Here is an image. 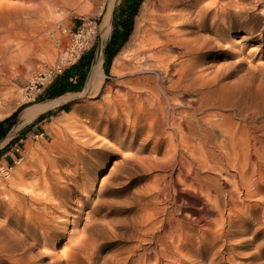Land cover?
<instances>
[{"label": "rangeland", "instance_id": "374dc122", "mask_svg": "<svg viewBox=\"0 0 264 264\" xmlns=\"http://www.w3.org/2000/svg\"><path fill=\"white\" fill-rule=\"evenodd\" d=\"M149 1L158 2L156 8L148 10L149 14L152 10L159 12V3H164L143 0L129 39L106 65L105 50L113 34L110 17L114 5L121 6L122 0H110L107 15V0H0V49L3 50H0V121L27 105L0 141V167L10 168L8 179L0 184V233L14 232L17 236L5 253L3 264H125L127 258L140 261L139 264L146 261L149 264H264V200L256 209L251 208L259 197H264L263 180L252 183L253 196L235 194L230 215L226 212L224 216L226 228L221 230V225L220 228L214 225L218 230L213 229L214 237L209 234L210 222L219 216L208 212L185 228L180 242L171 241L168 227L157 228L155 237L150 239L148 229L142 224L147 204L163 206L156 187L161 172L154 164L166 158L167 148H171L166 141L158 143L149 134L145 120L137 125L124 112L128 94L135 99L138 93L143 99L163 95L157 71L144 65V57L134 55L135 46L150 30L151 23L144 13ZM169 8L171 13L190 16L194 24L202 9L208 11L209 24L215 17L225 22L229 12L237 14L238 20H248L246 28H237L229 32L232 36L219 41L218 46L222 43L219 48L217 45L213 49H209L210 45L203 48L197 58L196 73H200V83L208 85H204L207 91L220 89L215 92L217 95L230 96L227 91L244 79L249 80L244 81L245 85L252 84L253 94L264 90L261 83L264 82V0H172ZM82 18H95L101 27L84 59L90 70L81 89L55 99L45 100L44 93L32 100L26 97L30 70L56 58L51 35L56 23L62 21L74 29ZM241 49L245 50V58L238 54ZM174 51L171 54L178 56ZM98 63H102L104 73L100 89L98 84L89 83ZM247 73H252L251 77ZM146 76H156L155 82L144 80ZM166 78L165 85L169 84ZM143 85H151L153 89L147 91ZM226 87L227 94L223 93ZM258 95L260 99L261 94ZM51 101L56 103L50 109L26 120L22 118L26 110ZM59 107L66 108L37 120ZM41 133L43 136L36 137ZM171 196L175 197L173 192ZM87 201L89 206H85ZM175 209L177 213L178 207ZM86 211H91L88 221ZM30 212L47 216L49 221L45 225L50 237L39 224L37 228L26 224ZM79 219L75 227L73 221ZM229 220L231 229L227 225ZM84 239L88 241V250L84 248Z\"/></svg>", "mask_w": 264, "mask_h": 264}, {"label": "bare ground", "instance_id": "6f19581e", "mask_svg": "<svg viewBox=\"0 0 264 264\" xmlns=\"http://www.w3.org/2000/svg\"><path fill=\"white\" fill-rule=\"evenodd\" d=\"M163 1L164 3L162 1L159 3L161 5L160 11L153 12L152 10L150 14L148 10L156 8L158 2L149 1L146 4L144 13H147L151 26L149 25L150 30L142 37L138 46H135L136 50L134 52L135 57L145 58L142 62L148 69L157 71V78L160 79L158 85L163 95L158 94L160 97L152 96L143 99L140 96L141 93H138L139 95H136L135 99L133 98L134 95L132 97L128 94V99L124 100L126 104L124 112L127 113L130 119L133 117L136 124L145 120L149 124V134L155 136L158 143L162 144L166 141L170 144L168 146H171L170 149L167 148L169 151H167L166 158L156 160L154 164L159 173L164 172V174L160 173L158 175V179L156 178L158 199L161 198V201H157H160L163 206L160 207L158 204L149 206L147 204L143 210L145 214L143 215L142 224L148 229L150 239L153 238L154 231H158L157 228L168 227L167 234H170L171 241L180 242L184 231H187L185 228L190 227L189 225L199 220L204 212L219 216V218L210 222L212 227L209 229L212 232H208L210 236L213 231L217 230L214 225L218 227L221 225V228L219 227L221 230L226 228L224 218L227 216L226 212L231 211L235 194L243 193L246 198L253 196L252 183L257 182V179L264 181V90L257 93V95L261 94L258 95L260 99H257V95L253 94L255 90L252 92V84L251 87L245 85L249 80L244 79L240 80L239 83H235L230 92L227 91L230 86L226 87L227 89L223 93L227 94L228 92L230 96L221 95L219 92V95H217L215 92L220 89L213 92L216 88H211L210 91H207L205 83H200L202 79L200 73L199 76L196 73V69L199 67L197 58L203 48L206 45H210L208 46L209 49L215 48L219 41L232 36L229 32L240 27L246 28L249 24L248 20H238L236 18L237 14L229 12L228 19L225 22L222 23L215 17L213 22L209 24L207 20L208 11L202 9L198 14L197 24H194L190 16L185 17L180 12L171 13L169 6L172 5V0ZM190 35L193 37L189 38ZM174 50L177 51L178 56L171 54ZM238 54L240 57H244L245 50L241 49ZM101 64L98 63L94 67L89 79L90 84H98V89L102 85V77L104 76ZM223 74L225 73L223 72ZM250 74L248 75L251 77ZM155 77L146 76L144 80L147 78L149 81L155 82ZM165 77H167L165 82L169 84H164ZM140 83V81H137L136 84L140 85ZM261 83L264 84V82ZM143 87H147L149 89H145L147 91L153 89L151 85H143ZM56 101L54 102L56 103ZM54 102L51 101L47 105L42 104L28 109L24 112L22 118L26 120L33 115H38ZM207 173H212V175H207ZM226 187L229 189L225 190ZM171 192L175 195L174 198H172ZM263 200L264 197H259L255 203L251 204V208L257 207V205H260L258 203L263 202ZM89 204L90 201H87L85 206H89ZM176 207H178L177 213L175 212ZM30 213L26 218V224L34 228H37V224H39L45 235H48L45 225L49 221L47 216ZM247 213L244 214L247 216ZM86 216L88 221L91 211H86ZM73 222L74 226L77 227L80 219ZM231 222L229 220L227 223L230 229L232 228ZM88 225L89 223H86V227H89ZM176 232H179V234H176ZM212 236L214 237V235ZM16 238L14 232L9 235L0 233V264H3L5 253L8 252L9 247L14 245ZM86 239H84V248L88 250ZM6 240H9V243ZM129 259L127 258L124 263L139 264L140 262ZM145 264L149 263L146 261Z\"/></svg>", "mask_w": 264, "mask_h": 264}, {"label": "built area", "instance_id": "2783aa9c", "mask_svg": "<svg viewBox=\"0 0 264 264\" xmlns=\"http://www.w3.org/2000/svg\"><path fill=\"white\" fill-rule=\"evenodd\" d=\"M99 29L100 24L95 18H82L81 23L74 29H69L62 21H58L51 34L57 49L56 58L52 62H42L30 70L25 96L31 100L43 93L44 96L56 83L65 78L74 85L82 79L85 80L90 66L84 59L88 56ZM84 72L87 73L86 77L83 75ZM39 136H43V133L36 135ZM9 169L0 167V182L8 179Z\"/></svg>", "mask_w": 264, "mask_h": 264}, {"label": "trees", "instance_id": "16d2710c", "mask_svg": "<svg viewBox=\"0 0 264 264\" xmlns=\"http://www.w3.org/2000/svg\"><path fill=\"white\" fill-rule=\"evenodd\" d=\"M143 2V0H123L122 4L116 12V17L114 18V30L111 36L110 41L105 50L106 54V65H109L113 59V57L118 53V51L123 47V45L129 39L135 17L138 13L139 5ZM89 65V63L87 62ZM84 77L87 76V73H83ZM84 83V79L80 80V82L76 85L70 83L67 78L61 80L59 83H56L44 96L46 99H55L62 94L71 91H78L81 89ZM27 105L21 106L16 112H14L9 117L0 121V141L4 139L9 130L16 124L18 114L21 110L25 109ZM66 107H59L56 110H50L46 114L41 115L37 120L41 121L48 116L54 115L57 112L64 110ZM31 125L27 126L25 131H27Z\"/></svg>", "mask_w": 264, "mask_h": 264}, {"label": "crops", "instance_id": "0c3cea01", "mask_svg": "<svg viewBox=\"0 0 264 264\" xmlns=\"http://www.w3.org/2000/svg\"><path fill=\"white\" fill-rule=\"evenodd\" d=\"M109 2H110V0H107L106 5H105L106 15H107V10H108V6H109ZM117 4L114 5L113 10H112V13H111V17H110V26H111V31L112 32L114 30V18L116 17V11H117L118 8H120V6H118ZM100 27H101V25H100Z\"/></svg>", "mask_w": 264, "mask_h": 264}]
</instances>
